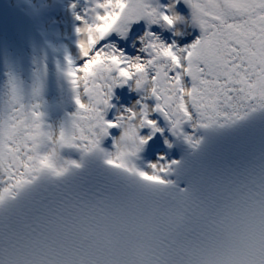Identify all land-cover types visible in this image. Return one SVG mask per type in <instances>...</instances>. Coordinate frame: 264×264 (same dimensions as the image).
Listing matches in <instances>:
<instances>
[{"label":"snow or ice","instance_id":"snow-or-ice-1","mask_svg":"<svg viewBox=\"0 0 264 264\" xmlns=\"http://www.w3.org/2000/svg\"><path fill=\"white\" fill-rule=\"evenodd\" d=\"M0 264H264V0L0 5Z\"/></svg>","mask_w":264,"mask_h":264},{"label":"bare ground","instance_id":"bare-ground-1","mask_svg":"<svg viewBox=\"0 0 264 264\" xmlns=\"http://www.w3.org/2000/svg\"><path fill=\"white\" fill-rule=\"evenodd\" d=\"M8 4L10 3H15L16 0H6ZM6 9V6H4ZM179 12L185 17L186 23L182 25H178V27L181 29V35L179 36H173L171 32L167 30H161L155 26L151 29L152 31L159 32L162 38H164L166 41L170 40H176V42L179 45H184L187 43L192 42L198 35H199V30L193 26H191L188 21H190V10L186 8L185 11L181 10V6L179 7ZM143 27L141 28L140 31L134 33V35H131V37L126 40V41H119L117 40L118 46H121L124 48L125 52L128 55H135L136 54V49L131 46V41L134 39V36H138L142 33ZM115 39V37H113ZM117 95L122 99L126 100V102H131V99L134 98L135 94L128 92L127 89H117L116 90ZM49 101L53 106L59 105L61 103L67 104V94L65 93L63 98H61L59 95L56 94L55 91H52L49 93Z\"/></svg>","mask_w":264,"mask_h":264},{"label":"rangeland","instance_id":"rangeland-1","mask_svg":"<svg viewBox=\"0 0 264 264\" xmlns=\"http://www.w3.org/2000/svg\"><path fill=\"white\" fill-rule=\"evenodd\" d=\"M186 8H187L186 6L181 5V10L182 11H185ZM142 27H143V22H141V24L139 26H134L133 27V33H136L138 31H140ZM130 37H131V35H130Z\"/></svg>","mask_w":264,"mask_h":264},{"label":"water","instance_id":"water-1","mask_svg":"<svg viewBox=\"0 0 264 264\" xmlns=\"http://www.w3.org/2000/svg\"><path fill=\"white\" fill-rule=\"evenodd\" d=\"M2 1H4V0H0L1 3H2ZM1 3H0V5H2ZM122 89H127V88H122Z\"/></svg>","mask_w":264,"mask_h":264},{"label":"clouds","instance_id":"clouds-1","mask_svg":"<svg viewBox=\"0 0 264 264\" xmlns=\"http://www.w3.org/2000/svg\"><path fill=\"white\" fill-rule=\"evenodd\" d=\"M178 30L181 31V29L178 27Z\"/></svg>","mask_w":264,"mask_h":264}]
</instances>
